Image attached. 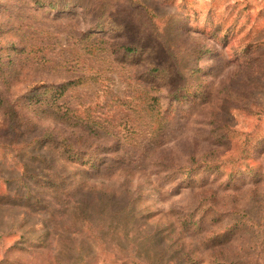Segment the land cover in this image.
Returning a JSON list of instances; mask_svg holds the SVG:
<instances>
[{
    "label": "rangeland",
    "instance_id": "374dc122",
    "mask_svg": "<svg viewBox=\"0 0 264 264\" xmlns=\"http://www.w3.org/2000/svg\"><path fill=\"white\" fill-rule=\"evenodd\" d=\"M0 264H264V0H0Z\"/></svg>",
    "mask_w": 264,
    "mask_h": 264
},
{
    "label": "trees",
    "instance_id": "16d2710c",
    "mask_svg": "<svg viewBox=\"0 0 264 264\" xmlns=\"http://www.w3.org/2000/svg\"><path fill=\"white\" fill-rule=\"evenodd\" d=\"M127 49H128L129 51H132V50H134L135 48H134L133 46H131V45H128V46H127Z\"/></svg>",
    "mask_w": 264,
    "mask_h": 264
}]
</instances>
